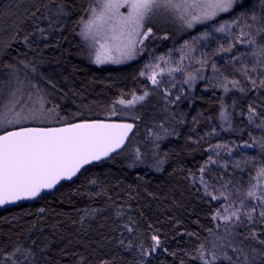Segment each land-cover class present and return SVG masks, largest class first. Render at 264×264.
Wrapping results in <instances>:
<instances>
[{"label": "trees", "instance_id": "1", "mask_svg": "<svg viewBox=\"0 0 264 264\" xmlns=\"http://www.w3.org/2000/svg\"><path fill=\"white\" fill-rule=\"evenodd\" d=\"M93 3L94 0H0V94L12 73H22L23 66L25 73L66 78V84L62 80L57 84L68 98L67 93H72L73 111L91 106L103 109L132 92L141 73L137 63L100 69L82 58L78 33ZM228 48L210 53L213 62L236 57L241 51L237 41L231 50H225ZM249 72L247 84L229 96L231 108L224 138L245 155L258 157L261 142L253 139L247 112L251 105L264 106V97L258 93L264 89L259 87L264 73ZM252 79L257 80L256 86ZM204 82L196 80L189 91L187 118L201 115L220 131L223 120L219 94L207 91ZM163 85L161 80L155 87L162 89ZM99 115L98 112L96 117ZM170 117L169 138L163 142L166 158L160 172L132 169L120 160V153L86 168L75 180L61 184L32 204L0 211V264H202L198 258L200 246L209 253L205 258L211 260L213 245L219 248L226 243L224 237L236 246L245 247L247 241L252 249L264 250L257 241L244 239L251 232L264 239L259 213L253 222L242 216L243 223L224 224L215 230L212 217L221 204L192 180L208 162L207 145L188 134L186 117ZM135 127L136 133L138 125ZM123 209L136 231L138 244L149 253L146 258L125 245L130 241L124 240L118 218ZM86 211L98 213L83 223ZM153 236L159 239L158 246ZM227 252L235 259L231 248ZM216 264L227 262L219 260ZM254 264H264V256H258Z\"/></svg>", "mask_w": 264, "mask_h": 264}, {"label": "rangeland", "instance_id": "2", "mask_svg": "<svg viewBox=\"0 0 264 264\" xmlns=\"http://www.w3.org/2000/svg\"><path fill=\"white\" fill-rule=\"evenodd\" d=\"M102 3L103 0H94L89 15L79 30V41L83 51L82 58L88 64L100 69L118 68L137 63L140 72H144L145 75L139 74L135 89L132 92L123 98L108 103L103 109H99V106H91L89 108L79 107L73 111L72 107L75 106V103L70 99L72 93L70 91L67 93L68 98L62 94L63 88L57 84L58 80H62L61 83L66 84V78H54L43 73H25L26 67L23 66L22 73H12L9 82L0 94V99L6 102L10 93L17 90H19L18 95H23L25 100L29 95H32L33 98L37 94L45 97L49 102L46 107L57 109L60 122L43 126L57 127L78 121H92V118H97L94 120L128 121L137 124L136 133L129 146L122 152V159L120 160L129 163L128 165L132 169L160 172L166 158L163 152V142L169 138L167 125L172 123L170 116L178 117V119L187 118L188 103L191 102L187 97L190 96L189 91L193 90L191 87H193V83L195 85L196 80L205 81L207 91L219 94L221 113L224 114L222 116L223 127L218 131L210 120L201 115H188V134L194 140L205 143L209 152V159L203 171H200L197 176H193L192 180L203 193L207 190L218 197L216 201L221 204L219 210L221 216L225 214L224 209L226 207L229 209V214L232 209H239L243 212L245 209L240 207L241 201H243L246 207L256 204L257 211L253 214L255 219L261 207L264 206L259 205L257 201L247 199L246 193L252 184L257 183L254 179L257 170L264 167V149L260 151L258 157L248 156L241 151L240 147L226 141L224 136L229 124L231 108L228 103L229 96L247 84L251 74L250 72L247 75L243 74V68L246 64H249L248 66L253 65L256 58L250 54L251 46L243 42L240 43L241 51L238 56L223 62L221 60L213 62L210 53L215 49L228 47L234 41L240 39L246 41L248 37H241V28H244L245 32L255 33L256 29L264 23V0H237V4L231 12L221 13L215 20L196 24L192 28L181 27V22L178 19L170 14L157 12L145 22V29L151 28L152 32L142 45L136 46L137 55L135 58L124 60L122 63H112L107 59L109 55L115 56L116 53L108 52L100 47L101 43H104L102 37L99 42H93L91 36L86 39L82 35L84 24L92 18V9L95 8L99 12ZM120 11L126 13L127 9L121 8ZM253 16L257 18L255 21L252 19ZM221 24L233 26L230 29L226 28L225 32L216 31L215 29ZM245 24L252 27L245 28ZM256 40L264 43V33L257 34ZM97 54L104 62L96 63ZM161 57L163 59H160ZM156 65L158 67H154ZM213 65H215V70H213ZM177 68L180 70L173 71ZM256 72L261 73L259 69ZM257 73L255 75H258ZM149 75H155L158 82L163 80V88L155 87V84L153 86L152 81L148 79ZM189 75L194 79L189 80ZM232 80L239 82L236 87H233ZM225 88L228 90L225 91ZM145 92L148 95L144 100L136 101L131 106L117 103L120 99L127 102L132 100L133 96H143ZM258 93L264 97V89L259 90ZM85 99L87 98L85 97ZM58 104L63 105V107L61 108ZM113 108L116 110V115H111ZM250 108L255 113L253 115L249 110L247 112L249 122L251 118L253 139L260 140L262 143L264 142V106L251 105ZM98 112L100 115L96 117ZM151 121H157L159 124L150 125L149 122ZM21 126L28 125H17L16 127ZM2 131L0 130V134ZM137 153H139V159H137ZM260 183L264 186V180ZM221 193L228 196V199L225 200ZM207 196L211 197L210 195ZM97 213L98 211H86L83 215V223L92 219ZM118 218L122 222L124 240L130 241V244L125 243L126 247L130 250L133 249L145 258L148 257V251L138 244L139 238L131 222L128 221L124 209L119 212ZM238 222L233 218L228 224L235 225ZM224 224L226 223L223 219L217 218L214 220L215 230H219ZM245 248L249 251L252 249L247 241H245ZM258 256H256L253 264L257 261ZM249 259H252L251 255H249Z\"/></svg>", "mask_w": 264, "mask_h": 264}, {"label": "snow or ice", "instance_id": "3", "mask_svg": "<svg viewBox=\"0 0 264 264\" xmlns=\"http://www.w3.org/2000/svg\"><path fill=\"white\" fill-rule=\"evenodd\" d=\"M236 4L237 0H103L99 12L95 8L92 9V18L84 24L82 35L86 39L91 36L93 42H99L102 37L104 43H101L100 47L116 53L115 56L109 55L107 59L112 63H122L124 60L135 58L136 46L142 45L152 32L151 28L145 29V22L157 12L170 14L181 22V27L192 28L196 24L215 20L221 13L231 12ZM121 8H126L127 12L122 13ZM252 19L255 21L257 18L253 16ZM232 26L221 24L215 30L225 32L226 28L230 29ZM244 27L252 26L245 24ZM260 33H264V23L255 33L245 32L244 28L240 29L241 37L247 36L248 39L246 41L240 39L237 43L243 42L251 46L250 54L256 58L251 69L247 65L244 66L245 75L249 70L256 72L257 69L264 73V43L256 40V35ZM225 50H231V45ZM102 62L104 61L97 54L96 63ZM179 70V68L173 69V71ZM140 75L143 76L145 73L141 72ZM148 79L153 84L158 83L155 75H149ZM192 79L194 77L189 75V80ZM231 83L236 87L239 82L232 80ZM251 83L256 86L257 80L252 79ZM259 87L264 88V78L259 80ZM227 90L225 88V91ZM240 90L244 91L243 88ZM18 91L11 92L6 102L0 99V130H3L0 134V206L33 199L40 195L42 189H51L62 179L71 180L83 165L107 157L120 148L133 128L131 123L102 121L67 123L60 127L43 126L60 122L57 109L46 107L49 102L39 94L35 98L29 95L25 100L23 95H18ZM147 95L148 93L145 92L143 96H133V99L127 102L120 99L117 103L131 106L136 101H143ZM249 112L255 114L252 108H249ZM116 114L113 108L111 115ZM221 115H224L223 112ZM17 125L28 126L16 127ZM251 146L247 145V147ZM260 147L264 149V142ZM254 179L257 183L248 188L246 198L264 206V186L260 183L264 180V167L257 170ZM205 194L210 195L212 200L218 199L207 190ZM221 196L225 200L228 199L223 193ZM240 207L245 210L241 212L239 209H232L229 214V209L226 207L223 216L217 211L212 219L221 218L228 224L235 218L236 221L243 223L241 219L243 216L249 222H253V214L257 211L256 204L246 207L241 201ZM259 216L264 223V207H261ZM152 239L158 246L159 239L156 236ZM222 239L226 240V243H221L219 248L213 245L214 250L210 252L211 260L205 258L209 253L205 252L203 245L200 246L198 258L202 264H216L219 260L227 264H253L257 255L264 256V250L258 251L253 248L249 253L242 244L236 246L233 240H227V237ZM244 239H251L264 245V239L259 238L255 232H251ZM227 248H231L236 254L235 259L228 255Z\"/></svg>", "mask_w": 264, "mask_h": 264}, {"label": "water", "instance_id": "4", "mask_svg": "<svg viewBox=\"0 0 264 264\" xmlns=\"http://www.w3.org/2000/svg\"><path fill=\"white\" fill-rule=\"evenodd\" d=\"M92 121H102L104 123H131L133 124V128L132 130L128 133V137L125 139L123 145L118 148L115 152H112L110 153L107 157H102L100 160H94L92 161L91 163L89 164H85L81 167V169L79 170V172H77V174L75 176L72 177L71 180H68V179H62L59 183H57L53 188L51 189H42L41 192H40V195H38L37 197L33 198V199H24V200H20V201H17L15 203H12V204H6V205H3V206H0V211H3V210H6V209H10V208H14L20 204H32L34 203L35 201H37L40 197H42L43 195H48V194H51L53 193L61 184L63 183H69V182H72L73 180H75L79 174L84 171L86 168L90 167V166H93V165H97V164H100V163H103V162H106L110 159H112L114 156L122 153L128 146L129 142L131 141L132 137L134 136V133H135V124L132 123V122H128V121H119V120H92ZM92 121H87V122H92ZM80 122H85V121H78V122H74V123H80ZM64 126V125H63ZM57 127H60V126H57ZM2 134V133H1Z\"/></svg>", "mask_w": 264, "mask_h": 264}]
</instances>
